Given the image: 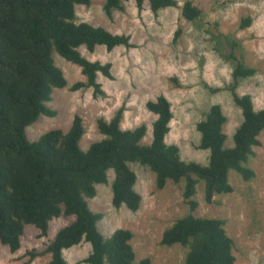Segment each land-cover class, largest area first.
<instances>
[{
	"label": "trees",
	"instance_id": "16d2710c",
	"mask_svg": "<svg viewBox=\"0 0 264 264\" xmlns=\"http://www.w3.org/2000/svg\"><path fill=\"white\" fill-rule=\"evenodd\" d=\"M129 1L105 0L106 16L112 18L114 11H123L124 3ZM146 2L155 16L177 6L175 0H134L139 13ZM91 3L92 0H0V245L15 254L22 248L27 226H34L39 237L46 238L53 220L73 217L43 251H28L26 264L47 255L48 264H67L63 252L83 242L92 248L84 264H152L150 259L136 261L131 231L120 229L104 239L98 227L103 215L93 213L87 202L97 196L96 186L106 184L108 173L113 171V207L119 210L125 206L138 212L142 198L135 191L137 176L129 166L135 163L155 175L158 190L170 181L176 185L185 183L183 199L189 214L164 231L160 244L187 249L184 264H236L235 244L226 233L225 222L198 218L193 213L199 206L195 197L200 184L204 185V202L211 205L215 197L233 193L231 172L246 183L256 177L249 162L254 149L262 145L264 109L256 111L249 95L237 93L243 80L256 75V70L238 55V42L229 41L231 52L221 57L233 69L228 91L242 112V123L234 134L233 148L227 149L223 131L227 119L222 107L213 105L208 110L197 125L199 148L209 153L207 165L183 161L178 146L167 144L173 112L164 96L146 104L156 117L149 146L142 144L147 134L145 125L122 129L125 106L110 121L98 120L103 139L86 152L80 148L85 128L79 116L74 117L67 133L54 130L37 142L28 140L27 128L41 116L57 115L47 104L55 89L68 85L64 73L55 65L54 53L81 69L85 82L75 84L72 91L92 89L95 98H104L106 93L98 76L112 80L111 64L89 61L79 50L85 48L92 54L98 46L108 52L119 47L135 48L129 36L78 23L76 6L90 7ZM181 15L187 22L196 23L203 18V11L188 0ZM251 25L252 19L246 18L240 28ZM180 35L179 29L174 41Z\"/></svg>",
	"mask_w": 264,
	"mask_h": 264
},
{
	"label": "rangeland",
	"instance_id": "374dc122",
	"mask_svg": "<svg viewBox=\"0 0 264 264\" xmlns=\"http://www.w3.org/2000/svg\"><path fill=\"white\" fill-rule=\"evenodd\" d=\"M177 6L155 16L148 3L139 13L134 0L124 3L123 11H114L112 18L104 12L105 0H92L90 7L76 6L78 23L101 27L115 35H126L135 45L108 52L98 46L94 53L85 48L79 51L92 62L111 64L113 79L102 75L98 82L106 97L95 98L92 89L72 91V87L85 82L81 69L54 53L55 65L64 73L67 87L55 89L47 107L57 113L53 118L41 116L27 128L30 142H37L48 132L61 130L67 133L75 116L83 120L85 135L80 148L86 152L103 139L97 128L99 119L110 121L125 106L122 129L130 130L141 125L147 127L142 144L152 142V125L156 117L146 104L158 97H166L172 106L173 120L166 138L169 145L180 149L185 162L208 164L209 153L199 148L200 134L197 125L213 105H220L227 119L223 131L227 137L225 148L234 146L233 137L242 123V112L233 102L228 87L232 83V66L222 55L231 52L229 41L239 43L238 55L245 64L256 70V75L243 80L237 90L241 96L252 98L256 111L264 109V0H190L203 11V18L190 23L182 18L181 8L188 0H175ZM252 19L249 28L241 29V21ZM180 37L174 41L175 34ZM230 39V40H228ZM261 147L255 148L249 167L256 177L244 182L231 172L229 181L234 191L217 196L211 205L204 202V185L197 187L195 200L198 218L218 219L225 222L227 235L234 241L236 264H264V135ZM137 176L135 191L142 203L133 213L125 206L117 210L112 205L114 173H108L106 184L97 185V196L87 200L93 213L103 215L99 231L109 239L120 229L133 233L131 245L136 261L150 259L152 264H184L187 249L181 246L164 247L160 244L164 231L177 220L189 214L183 199L185 183L168 182L163 190L156 187L155 175L139 164H130ZM73 217H61L50 223L46 238L34 226L25 228L22 248L12 254L0 245V264H26L28 251H43L60 229L69 225ZM91 246L83 242L63 252L67 264H84ZM50 256L35 259L32 264H48Z\"/></svg>",
	"mask_w": 264,
	"mask_h": 264
}]
</instances>
